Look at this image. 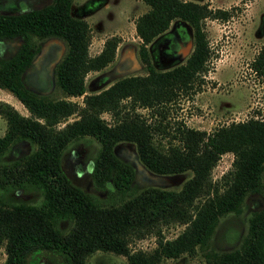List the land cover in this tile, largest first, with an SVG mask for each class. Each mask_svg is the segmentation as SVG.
Returning a JSON list of instances; mask_svg holds the SVG:
<instances>
[{"label": "trees", "instance_id": "trees-1", "mask_svg": "<svg viewBox=\"0 0 264 264\" xmlns=\"http://www.w3.org/2000/svg\"><path fill=\"white\" fill-rule=\"evenodd\" d=\"M15 1L20 2L18 7L23 5L18 12H0V44L13 49L10 56L0 58V88L16 97L29 115L0 101V116L6 121L0 136V190L32 186L42 200L40 204L0 202V247L6 255L2 264H30L29 257L39 251L54 253L61 264H85L96 251L124 255L128 264H160L183 254L193 256L199 248L206 249L205 264H264V202L251 213L237 246L208 249L222 216L240 213L249 195L264 198V119L251 117L208 132L167 118L179 97L199 91L208 72L211 48L204 21L226 19L229 12L213 9L207 2L141 0L148 9L134 24L146 73L118 77L85 94L86 75L114 61L121 38H106L101 51L91 55L92 30L86 20L72 15L73 0H51L35 8H28L30 0ZM175 21L191 27L193 48L183 63L160 71L152 63L148 45ZM50 39L52 43L44 48L34 42ZM55 40L65 46L59 59L61 45ZM44 52L38 67L37 55ZM250 68L264 84V45ZM53 78L66 97L82 96V105L50 98L47 91ZM104 79L102 84L110 79L108 74ZM138 109L148 110L150 117ZM105 112L113 123L102 117ZM70 116L76 118L58 127ZM83 136L100 143L92 163L94 183L125 199L104 206L64 172V149ZM121 143L135 147L149 173L181 178V187L150 185L132 191L135 170L115 152ZM19 145L31 149L7 160L15 147H26ZM225 153L233 155L232 168L213 180L212 170ZM63 221L71 224L67 231L60 227ZM171 224L184 228L166 239L162 229ZM148 235L156 238L151 251L129 249L130 239Z\"/></svg>", "mask_w": 264, "mask_h": 264}, {"label": "rangeland", "instance_id": "rangeland-1", "mask_svg": "<svg viewBox=\"0 0 264 264\" xmlns=\"http://www.w3.org/2000/svg\"><path fill=\"white\" fill-rule=\"evenodd\" d=\"M50 1L30 0L28 8L40 7ZM192 1L207 2L213 9L226 10L229 12V17L226 19L207 18L204 21V28L211 48L208 72L203 76L204 82L196 94L179 97L169 108L168 120L171 123L184 121L191 128L209 132L218 126L244 121L251 117L264 119V84L250 68V62L264 45V0H251L246 3L241 0ZM3 2L0 4V12H18L19 9L23 8V5H21L22 8L18 7L20 2L15 0H3ZM144 7H147V5L138 0H73L72 15L75 18L86 20L92 30L90 54H96L102 42L110 36H119L124 42L117 58L112 63L100 71H92L86 75L85 94L97 92L103 85L106 86L109 81H113L118 77L146 73L139 57L140 39L137 38L134 24L137 12L140 13ZM34 42L41 43L42 48L52 43L51 39L44 42L34 40ZM55 42L61 45V53L57 57L59 59L65 51V46L63 47L57 40ZM192 45L191 27L185 23L175 21L168 33L158 37L152 43L149 49L152 63L160 71L177 66L185 61L193 48ZM12 53L13 49L4 48L0 44V58L8 57ZM123 53L129 54L131 58L124 60ZM46 54L47 52H44L43 55H37L36 60H38V63L36 62V65L38 67L42 63L41 57H46ZM127 60H132L133 63L136 62V65L134 64L133 68L128 67L127 64L125 65ZM54 65L55 62L50 67ZM107 74L110 79L102 84L101 82L104 78L106 79ZM47 95L52 99L67 98L82 105V96L66 97L62 90L55 85L54 78ZM0 101L11 104L22 115H29L28 110L16 97L1 88ZM138 111L148 118L150 117L148 110L138 109ZM102 117L108 123H113V118L109 113H102ZM75 118L76 116H70L66 121L59 123L58 127H63L65 123L71 122ZM5 129L6 121L0 116V136L4 134ZM30 149V145L22 148V150L20 147H15L8 153L6 159L11 160ZM99 149L100 143L95 138L91 136L80 137L70 142L64 149L61 163L64 172L75 186L92 195L97 202L106 206L111 203H118L127 196H120L114 190L98 187L94 183L91 172L92 163ZM115 152L122 160L130 163L135 170L132 191L136 192L150 185L172 190H178L181 187V178H176V180L163 179L149 173L139 161L136 149L132 144H118ZM232 161L233 155L231 153L223 154L212 170L213 180L220 178L230 170ZM41 200V192L32 186L24 189L0 190V202L6 204L18 202L40 204ZM260 202L263 203L264 198L249 195L245 198L240 213H229L222 216L208 243V249L213 247L227 249L234 245L237 246L238 236L245 235L248 228V219ZM70 225L68 221L60 223L63 231H67ZM183 228V225L171 224L163 227L162 234L166 239H171L179 234ZM155 246L156 238L154 235H148L142 239H130L129 241L131 251L143 250L149 252ZM205 251L206 249L199 248L193 256L183 254L176 259H163L160 264H205ZM5 257L4 249L0 247V264L4 262ZM29 263L61 264V261L54 253L39 251L29 257ZM85 264L128 263L124 255L96 251L87 257Z\"/></svg>", "mask_w": 264, "mask_h": 264}, {"label": "crops", "instance_id": "crops-1", "mask_svg": "<svg viewBox=\"0 0 264 264\" xmlns=\"http://www.w3.org/2000/svg\"><path fill=\"white\" fill-rule=\"evenodd\" d=\"M138 1H140L141 3H144L143 1H141V0H138ZM202 3H204V2H202ZM145 4V3H144ZM146 5V4H145ZM147 9H148V6L147 7H144V8H142L141 9V12L140 13H138L137 12V14H136V16H135V19H136V17L137 16H139L140 14H142V13H144L145 11H147ZM174 22H172V24H173ZM172 24L170 25V28H171V26H172ZM170 28L165 32V34L166 33H168L169 32V30H170ZM137 35V34H136ZM137 38L138 39H140L138 36H137ZM157 39V38H156ZM122 41V40H121ZM155 41V40H154ZM103 43H104V41L102 42V45H101V47H100V49L98 50V52L97 53H99L100 51H101V49H102V47H103ZM124 42L122 41V42H120V44L118 45V47H117V49H116V56H115V58H117V56H118V54H119V50H120V48H121V46H122V44H123ZM153 43V42H152ZM139 45H140V43H139ZM151 43L148 45V47H149V49H150V47H151ZM90 47V46H89ZM89 53H90V51H89ZM96 53V54H97ZM92 55V54H91ZM95 55V54H94ZM122 57H123V59L124 60H126V58H131V56L129 55V54H122ZM134 64L136 65V62H134Z\"/></svg>", "mask_w": 264, "mask_h": 264}, {"label": "flooded vegetation", "instance_id": "flooded-vegetation-1", "mask_svg": "<svg viewBox=\"0 0 264 264\" xmlns=\"http://www.w3.org/2000/svg\"><path fill=\"white\" fill-rule=\"evenodd\" d=\"M122 62H123V60H122ZM121 62V63H122ZM127 64V66L128 67H130V68H133V66H134V63L132 62V60H127V62H125V65Z\"/></svg>", "mask_w": 264, "mask_h": 264}]
</instances>
